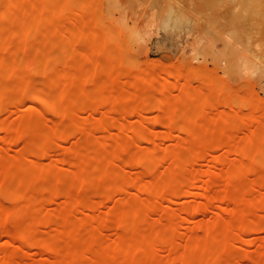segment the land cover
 <instances>
[{
  "label": "rangeland",
  "instance_id": "1",
  "mask_svg": "<svg viewBox=\"0 0 264 264\" xmlns=\"http://www.w3.org/2000/svg\"><path fill=\"white\" fill-rule=\"evenodd\" d=\"M0 264H264V0H0Z\"/></svg>",
  "mask_w": 264,
  "mask_h": 264
},
{
  "label": "bare ground",
  "instance_id": "2",
  "mask_svg": "<svg viewBox=\"0 0 264 264\" xmlns=\"http://www.w3.org/2000/svg\"><path fill=\"white\" fill-rule=\"evenodd\" d=\"M256 12L257 11L254 10V8L250 6V4H246L245 5V11H244V13H242L243 15L240 17V20L238 21V24L241 23L242 26L243 25L251 24L253 22L252 18L254 17V15L256 14ZM257 15H259V14H256L255 15V19H257L259 17Z\"/></svg>",
  "mask_w": 264,
  "mask_h": 264
}]
</instances>
